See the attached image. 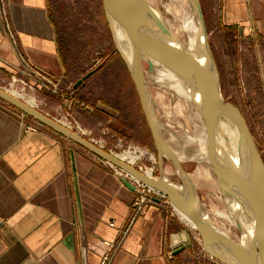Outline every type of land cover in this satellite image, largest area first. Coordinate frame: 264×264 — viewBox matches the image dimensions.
Instances as JSON below:
<instances>
[{
	"label": "crops",
	"instance_id": "0c3cea01",
	"mask_svg": "<svg viewBox=\"0 0 264 264\" xmlns=\"http://www.w3.org/2000/svg\"><path fill=\"white\" fill-rule=\"evenodd\" d=\"M4 1L17 43L0 14V84L18 71L22 52L55 80L37 84L40 109L53 117L69 111L89 138L103 142L101 132L109 122L122 123L123 108L93 98L88 84L95 71L87 66L95 60L82 29L61 23L53 0ZM223 17L264 38V0H224ZM121 177L0 99V264H101L106 255L107 264H206L208 254L191 246L173 254L185 226L170 204L150 203L132 220L136 192Z\"/></svg>",
	"mask_w": 264,
	"mask_h": 264
},
{
	"label": "water",
	"instance_id": "95a60500",
	"mask_svg": "<svg viewBox=\"0 0 264 264\" xmlns=\"http://www.w3.org/2000/svg\"><path fill=\"white\" fill-rule=\"evenodd\" d=\"M189 1L198 21L201 48L191 49L184 45L167 27L164 20L152 11L148 0H102L116 42L117 28H121L126 35V40H122L127 44L129 56L123 52L119 43L117 48L126 63L156 148L160 167L156 179L150 178L137 167L67 128L2 87H0V99L42 125L70 138L106 162L164 193L174 209L183 213L195 224L204 250L213 258L223 264H264V159L245 116L236 105L226 101L221 94L201 0ZM154 58L161 60L168 69L175 72L195 95L194 103L204 121L209 141V161L223 200L227 206H234L237 215L246 217L253 228L250 237L237 225L243 238L240 242H235L202 211V202L195 183L165 139L151 105L143 61L148 63V71H151L156 65ZM90 74L91 72H88L78 79L74 87L83 84ZM221 120L228 121L233 126L239 148L244 149L247 168L244 173L233 169L224 159L223 150L228 139L222 133ZM163 158L172 162L181 183L176 184L163 174ZM121 181L132 191L139 192L138 187L126 177L122 176ZM76 195L79 203L77 186ZM151 198L157 203L162 202L161 198L155 196ZM179 236L181 241L176 246L174 255L190 246L189 234L186 230H182ZM244 238H248L251 242L250 247L242 244Z\"/></svg>",
	"mask_w": 264,
	"mask_h": 264
},
{
	"label": "rangeland",
	"instance_id": "374dc122",
	"mask_svg": "<svg viewBox=\"0 0 264 264\" xmlns=\"http://www.w3.org/2000/svg\"><path fill=\"white\" fill-rule=\"evenodd\" d=\"M148 1L160 13L167 27L175 33L174 27L182 24L179 12H182L184 1ZM52 3L60 22L82 29L81 41L91 44L90 60L95 61L87 68L95 71V74L89 78L88 84L93 98L102 99L108 106L118 105L123 108V125L109 122L105 132H101L105 136L103 141L105 148L117 154L125 153L129 146L139 148L142 151L141 155L139 151L134 152L133 148L129 149L131 155L136 157L132 165L153 168L154 175L158 177L160 167L156 148L126 63L117 48L119 43L127 50V44L118 36L117 42L114 39L102 0H53ZM186 3L185 16L193 17L194 23L198 26L190 1L187 0ZM201 4L210 48L219 76L221 94L226 101L232 102L241 110L264 158V38L250 26L244 28L238 24L228 25L223 17L224 0H201ZM179 33L180 35L175 34L187 46V38L183 30ZM143 66L155 117L165 139L181 157L180 162L183 168L191 177L193 176L192 179L202 202V211L231 239L240 242L243 234L238 226L229 216L220 213H230L229 209L232 207L225 204L212 165L210 161L201 157V146L193 140L203 133L205 127L195 103L184 100L168 87L159 85L155 80L156 67L148 71L146 61H143ZM259 79L261 84L258 83ZM41 106L42 104H39V107ZM126 112H129V115ZM138 155H140L139 159H137ZM197 167H207L212 174L211 177L207 179L199 177ZM162 169L163 174L171 181L176 184L181 183L169 159L163 158ZM171 208L175 212L172 205ZM175 215L181 218L176 212ZM244 219L247 220L246 217ZM183 225L185 226L183 230L189 234L191 248L199 253L204 251L208 254L202 246L197 228L184 220ZM209 256L206 264H222L211 255Z\"/></svg>",
	"mask_w": 264,
	"mask_h": 264
},
{
	"label": "bare ground",
	"instance_id": "6f19581e",
	"mask_svg": "<svg viewBox=\"0 0 264 264\" xmlns=\"http://www.w3.org/2000/svg\"><path fill=\"white\" fill-rule=\"evenodd\" d=\"M183 1L184 2H182V12L181 11L179 12V13H181L180 19L182 21V24L175 26L174 29H176V30H174V31L176 34L180 35V33H179L180 30L181 31L183 30V32L187 38V39L185 38L186 44L191 49H195L196 47L201 48L200 31L198 29V26L194 23V18L185 16L184 6L187 4L186 3L187 0H183ZM152 5L153 4H151L152 11L156 15H159L162 18L160 13ZM176 12H177V10H176ZM176 25H177V23H176ZM116 34L120 39L126 40V35L122 31L121 28L116 29ZM122 49H123V52L127 56H129L130 53L126 50V48H123V46H122ZM153 61L156 64L155 65V67H156L155 80L159 85L168 87L173 92L177 93V95L179 97L183 98L184 100H191V101L195 102V99H196L195 95L191 92V90L187 87V85L180 79V77L175 72L168 69L166 67V65L161 60L154 58ZM15 95L19 96V97L21 96L17 93H15ZM25 100L30 104L34 103L33 99L30 100V98H29V100H28V98H26ZM178 105H180V104H178ZM221 129H222L223 135H225L226 138L228 139V143H225L226 149L224 148V150H223L224 159L228 162L229 165H231V167L233 169L235 168L236 170H239V171L244 173L247 169L246 168V158H245V154H244V149L239 148L238 140H237V134H236L235 129L233 128V126L228 121H225V120H221ZM202 132L203 133H200V135L196 136V138L193 140L197 141V143H199L201 146V151H200L201 157L204 159H207L209 161V141H208V137L206 134L205 127L203 128ZM117 156L120 159H122V160H124L130 164H132L136 158L135 156L131 155L130 151H125V153H118ZM177 157L180 160L181 157L179 155H177ZM198 169H197L198 170L197 175L199 177H203V178L205 177L206 179L211 177L212 174L207 167L206 168L199 167ZM148 175H150V174H148ZM174 210H175L176 214H178V216L181 217L182 220H184L188 223L190 222L191 225L196 227L195 224L187 216H185L183 213H180L176 209H174ZM229 210H230V213H227V212H220V213L224 216H229L235 222V224L239 225L240 228L242 230H244L246 232V234L250 237V233L253 232V228L251 227V224L248 223L247 220L245 221L243 215L239 216L235 213L234 206L232 208H230ZM250 243L251 242L248 240V238L247 239L244 238V240L242 241V244L246 247H250Z\"/></svg>",
	"mask_w": 264,
	"mask_h": 264
},
{
	"label": "built area",
	"instance_id": "2783aa9c",
	"mask_svg": "<svg viewBox=\"0 0 264 264\" xmlns=\"http://www.w3.org/2000/svg\"><path fill=\"white\" fill-rule=\"evenodd\" d=\"M0 14L5 23V27H6L8 34L11 36L14 42L17 43L16 38H15V33L9 21V14H8V10H7L4 0H0ZM18 57L20 61V67L18 68V71L16 73H13L6 83L0 84V87L12 93L13 95H15V93L22 95L20 97L19 96L17 97L21 98L24 101H26L25 100L26 98H32L34 100V103L31 105L41 110L39 107V104H43V98L42 96L40 97L39 93L37 92V84L41 85L42 87L54 86L55 80L48 72L36 67L31 62H29L27 57L22 52L18 53ZM21 113L23 115H26L22 111ZM46 114L49 115L48 113ZM49 116L53 118L54 120H56L57 122L61 123L62 125L66 126L67 128L73 131H76L77 133L87 137L90 141H93L97 145L105 148L103 142H97L94 139H91L87 136L86 129L82 127V125L79 123L77 118L74 115H72L69 111H65L63 114L60 115V117H53L51 115ZM130 148H133L134 152L139 151L140 155L142 154V151H140L139 148L129 146V149ZM107 150L117 156V153L113 152L111 149L108 148ZM128 150H125V151H128ZM140 155H138L137 159L140 158ZM101 160L107 163L108 165H110L112 168H114V170L116 171V173H118V175L126 177L128 180H130L133 184H135L138 187L139 192L136 193V197L133 200L132 208H131L132 209V220L136 219L141 214V212L143 211L146 205L150 203H155V201L151 198L152 196L161 198L162 202H166L167 204H170L167 196L164 193L160 192L158 189L148 186L147 184L143 183L142 181H140L133 175L125 172L124 170L116 166H113L112 164L106 162L103 159ZM136 167L141 172L149 176L150 178L152 179L157 178V176L154 175L153 168H150L145 165H138ZM207 257L209 258L210 256L208 255ZM108 260H109V256L106 255L103 258L101 264H107Z\"/></svg>",
	"mask_w": 264,
	"mask_h": 264
},
{
	"label": "trees",
	"instance_id": "16d2710c",
	"mask_svg": "<svg viewBox=\"0 0 264 264\" xmlns=\"http://www.w3.org/2000/svg\"><path fill=\"white\" fill-rule=\"evenodd\" d=\"M258 83H260V84H261V80H260V79L258 80Z\"/></svg>",
	"mask_w": 264,
	"mask_h": 264
},
{
	"label": "flooded vegetation",
	"instance_id": "af4514ba",
	"mask_svg": "<svg viewBox=\"0 0 264 264\" xmlns=\"http://www.w3.org/2000/svg\"><path fill=\"white\" fill-rule=\"evenodd\" d=\"M251 129V128H250ZM136 132V131H135ZM251 132H252V130H251ZM253 134V133H252ZM253 137H254V135H253ZM263 157V156H262ZM264 159V158H263Z\"/></svg>",
	"mask_w": 264,
	"mask_h": 264
}]
</instances>
